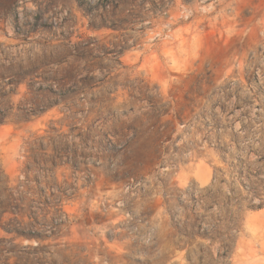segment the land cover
Instances as JSON below:
<instances>
[{
  "label": "rangeland",
  "instance_id": "rangeland-1",
  "mask_svg": "<svg viewBox=\"0 0 264 264\" xmlns=\"http://www.w3.org/2000/svg\"><path fill=\"white\" fill-rule=\"evenodd\" d=\"M0 72V264H264V0H0Z\"/></svg>",
  "mask_w": 264,
  "mask_h": 264
},
{
  "label": "trees",
  "instance_id": "trees-1",
  "mask_svg": "<svg viewBox=\"0 0 264 264\" xmlns=\"http://www.w3.org/2000/svg\"><path fill=\"white\" fill-rule=\"evenodd\" d=\"M5 69H6L7 71H9L8 68H7L6 66H5ZM5 74H6L5 72H4V73L0 72V77H4ZM2 117H3V113H2V111L0 110V124L2 123V121H4ZM65 263H69V262H68V261H65ZM53 264H56V263H53Z\"/></svg>",
  "mask_w": 264,
  "mask_h": 264
}]
</instances>
